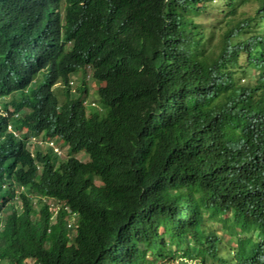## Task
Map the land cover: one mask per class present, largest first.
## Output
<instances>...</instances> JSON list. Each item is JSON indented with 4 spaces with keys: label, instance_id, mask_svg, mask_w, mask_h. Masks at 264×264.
Here are the masks:
<instances>
[{
    "label": "trees",
    "instance_id": "trees-1",
    "mask_svg": "<svg viewBox=\"0 0 264 264\" xmlns=\"http://www.w3.org/2000/svg\"><path fill=\"white\" fill-rule=\"evenodd\" d=\"M158 261L264 264V0H0V264Z\"/></svg>",
    "mask_w": 264,
    "mask_h": 264
},
{
    "label": "clouds",
    "instance_id": "clouds-1",
    "mask_svg": "<svg viewBox=\"0 0 264 264\" xmlns=\"http://www.w3.org/2000/svg\"><path fill=\"white\" fill-rule=\"evenodd\" d=\"M92 70H90V69H86L85 71H82V70H80L79 71V74H80V76H81V80H82V82H86V83H91V88L94 86V85H97V83L96 82H94V81H92V80H90V78H91V75H92V72H91ZM81 72V73H80ZM86 78V79H85ZM75 82V83H74ZM78 82L77 81H75L74 79H71L70 80V84L74 87L76 84H77ZM95 90V89H94ZM94 96V99L95 100H92L93 99V97H91V96ZM8 97V96H7ZM6 98V97H5ZM83 104H84V106H85V109H86V111H88V112H95V111H99V112H101L102 111V106L99 104V102H98V98H97V95H96V93L95 92H93V94H90V91H89V95H88V97L86 98V99H84V101H83ZM1 113L3 114V115H6L7 114V112H5V111H1ZM8 129L10 130L11 129V125H8ZM31 140H34V137H31L30 138ZM38 142L40 143V144H42V145H46V146H49V147H51V149L57 154V155H62L63 154V151H62V149L59 147V144H58V142H55L53 139H50V140H38ZM61 142V141H60ZM48 201H51V203H52V200H49V199H47ZM53 204V203H52ZM51 205V204H50ZM57 208L58 207H55V208H52L51 207V209H52V217H53V215H54V213L56 212V210H57ZM67 221V226L68 227H71L72 225H73V223L75 222V220L73 219L72 220V216H69L68 217V219L66 220Z\"/></svg>",
    "mask_w": 264,
    "mask_h": 264
},
{
    "label": "rangeland",
    "instance_id": "rangeland-1",
    "mask_svg": "<svg viewBox=\"0 0 264 264\" xmlns=\"http://www.w3.org/2000/svg\"><path fill=\"white\" fill-rule=\"evenodd\" d=\"M78 73H79V72H78ZM80 73H81V72H80ZM248 73H249V70H248V72L246 73V75H247ZM79 75H80V74H79ZM74 78H78L79 81H80L81 76L79 77L78 75H75ZM85 79H86V78H85ZM247 81H248V78H246V76L241 80V82H242L243 84H246ZM74 83H75V82H74ZM93 92H94V87L91 88V90H90V94H93ZM19 95H20V93H12V94H10L8 97L3 98V100H4V101H8V100L11 99V98H13V99H17V98L19 97ZM90 96H91V95H90ZM91 97H93L92 100H95V99H94V96H91ZM53 140H54L55 142H58L59 145L61 144V142H60L61 140H60L59 137H54ZM60 147H61V145H60ZM81 152H83V151H81ZM78 156H79V154H78ZM69 232H72V230H70ZM164 262L166 263V261H164ZM159 263H160V261H158V262L155 263V264H159Z\"/></svg>",
    "mask_w": 264,
    "mask_h": 264
}]
</instances>
